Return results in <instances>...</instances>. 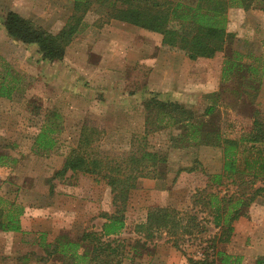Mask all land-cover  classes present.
<instances>
[{
	"label": "rangeland",
	"instance_id": "rangeland-1",
	"mask_svg": "<svg viewBox=\"0 0 264 264\" xmlns=\"http://www.w3.org/2000/svg\"><path fill=\"white\" fill-rule=\"evenodd\" d=\"M252 2L249 9L228 8L227 30L234 34L232 44L211 59L193 62L189 76L193 88L181 98L188 101L183 105L194 111V121H202L206 129L219 128L229 136L234 135L229 125L237 109L245 106L230 87L222 94V85L234 81L249 86V79L260 78L261 87L264 81V0ZM11 10L53 33L64 28L76 13L73 0H0V79L7 63L20 79L12 98L0 96V154L11 156L19 166V174H14L19 177L0 180V196L25 208L22 232L0 230V264H64L59 255L47 257L41 242L51 243L64 236L77 240L85 231H102L107 215L125 222L118 235L105 237L122 247L115 262L189 264L187 256L174 245L177 240L188 255L201 256L208 251L209 240L219 229L209 223L201 205H193L192 196L206 186L205 171H220L222 151L203 144L208 138L201 132L192 139L190 125L186 129L185 125H175L158 114L155 103L148 105L154 96L159 98L149 88L157 77L159 54L154 46L162 34L116 19L108 21V7L95 1L84 14L81 30L64 59L51 62L42 60L35 44L8 34L3 18ZM229 47L243 54L241 61L253 64L262 75L254 78L249 70L240 69L224 76L227 56L232 54ZM162 48L165 54L186 56ZM213 104L217 113H206ZM254 104L264 112V98L257 97ZM43 125L55 129L51 136L57 143L52 150L39 154L34 143ZM85 125L99 129L97 145L104 154L157 151L167 158L163 166L166 175L140 178L124 203L113 201L111 187L99 175L69 172L64 178L54 177L66 155L77 146ZM196 160L199 162L194 163ZM193 166L196 171L189 172ZM160 209L176 217L171 216L166 226L150 227L149 215ZM195 223L199 227L193 229ZM83 250L79 248L80 254ZM217 250L241 257L229 264H256L264 257L263 198L249 208L247 217L237 219L229 242L217 240ZM216 264L225 263L219 259Z\"/></svg>",
	"mask_w": 264,
	"mask_h": 264
},
{
	"label": "trees",
	"instance_id": "trees-1",
	"mask_svg": "<svg viewBox=\"0 0 264 264\" xmlns=\"http://www.w3.org/2000/svg\"><path fill=\"white\" fill-rule=\"evenodd\" d=\"M73 1L76 11L73 20L57 33L12 10L3 18V25L8 34L16 40L35 44L42 60L60 61L64 59L67 48L81 30L84 14L92 3L98 1L108 7L109 11L105 14L108 21L116 19L153 33L158 32L162 34L164 48L180 51L190 59L197 60L200 57L212 58L232 44L234 34L227 30L226 12L229 7H253V0H196V3L180 0ZM229 51L232 54L227 56L224 76L240 69L249 70L254 78L262 75V71H258L256 66L241 61L243 54L230 47ZM5 69L6 72L0 79V96L10 99L19 88L20 79L19 76L13 75L8 63ZM249 80V86L238 84V93L245 96L251 113L249 116L237 114L234 120H230L229 128L233 130L230 132L233 136L226 135L219 128L206 129L202 121H194L195 114L192 109L178 101L164 99L158 93L154 92L159 98L154 96L148 103H155L158 114L163 118L167 117L173 124L185 125V129L190 125L189 134L192 139L198 137L201 132L200 134L208 138L203 144L220 148L222 151L223 163L220 171H205L208 178L206 186L197 189L192 196L193 205H201V209L207 212L206 217L210 218L209 223L218 228L219 232L209 240V250L201 256L188 255L182 243L174 241V245L187 256L189 264H216L219 259L225 264L240 261L241 257L229 255L221 250L216 251V242H229L237 219L247 217L249 208L258 199H264V114L254 104L261 80ZM206 113H217L215 105L208 106ZM236 119H243L244 122H236ZM54 132L55 129L48 125L41 127L34 143L36 152L46 153L56 146L57 141L51 136ZM98 133L99 129L96 127L83 126L77 146L69 151L62 167L56 170L53 176L64 178L69 172L99 175L111 187L113 201L124 203L140 178L166 175L167 171L163 166L167 158L157 151L138 149L126 155L104 154L97 145L101 138ZM198 162L196 160L194 163ZM196 169L197 167L193 166L188 171ZM2 202L5 203L4 206ZM24 209L20 203L0 196V230L22 232L21 217ZM168 213L167 209L153 211L149 215L150 227L155 224L168 225L171 216L176 217L172 212L170 215ZM105 217L107 221L104 222L102 231H85L77 240L64 236L57 237L51 243L42 241L47 257L59 255L64 264H121V260L115 262V258L121 253V245H113L115 240H106L105 237L118 235L125 227V222L117 216ZM191 218L196 219L195 216ZM192 226L193 229L199 227L197 223ZM191 234H194V230ZM80 247H84L82 254L79 253ZM256 264H264V257L258 259Z\"/></svg>",
	"mask_w": 264,
	"mask_h": 264
},
{
	"label": "crops",
	"instance_id": "crops-1",
	"mask_svg": "<svg viewBox=\"0 0 264 264\" xmlns=\"http://www.w3.org/2000/svg\"><path fill=\"white\" fill-rule=\"evenodd\" d=\"M139 28V27H135ZM150 44L147 43V46ZM162 46V38L160 39V43H158V46H154L156 48L157 54H159L158 60V69H157V77H155V81H153V85L150 89V91L158 93L162 98L164 99H170L173 101H178L180 103L188 102L187 100H181V98L188 96L190 93L188 91L193 88L192 80L189 78L191 76V70L193 72V62L196 61H204L206 59L211 58H205L200 57L197 60H192L187 56L179 55L177 53H169L165 54L163 53ZM154 48V51H155ZM167 59V61L165 60ZM184 76L186 78H184ZM223 91L220 89L222 94H224V91L227 89V87H230V90L234 92V94L238 97L239 102H242V106H245L244 108L237 109V113L241 116H249L251 113V108L248 103V101L245 100V96L240 93L239 86L236 82L232 81L229 85H222ZM239 92V93H238ZM208 97H210V94H208ZM264 98V81L263 85H261L258 96ZM260 101V100H258ZM186 104V103H185ZM264 111V108L262 109ZM264 113V112H263ZM18 162L16 164L15 159H11V156H7L6 154H0V180L5 181L6 179H12L19 177L15 176L14 174H19V171L17 170ZM59 169V168H58ZM13 177V178H11ZM81 237V236H80ZM84 251V250H83ZM80 253V251H79Z\"/></svg>",
	"mask_w": 264,
	"mask_h": 264
}]
</instances>
